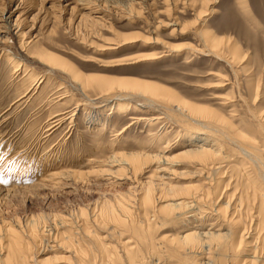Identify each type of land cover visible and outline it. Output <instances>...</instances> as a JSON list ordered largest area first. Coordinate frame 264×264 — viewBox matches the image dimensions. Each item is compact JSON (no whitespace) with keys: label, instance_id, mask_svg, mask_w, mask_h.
Returning a JSON list of instances; mask_svg holds the SVG:
<instances>
[{"label":"rangeland","instance_id":"374dc122","mask_svg":"<svg viewBox=\"0 0 264 264\" xmlns=\"http://www.w3.org/2000/svg\"><path fill=\"white\" fill-rule=\"evenodd\" d=\"M235 5H238L237 0H220L216 6L218 11L210 15L209 22L216 27L225 25ZM11 11H14V18L18 14L22 16L20 23L23 22L25 34H19V28L16 27L9 28L6 34L4 27L0 26V30L4 31L2 34L5 33L9 38L8 43L0 41V221L5 218L15 226L18 225L16 218L25 223L32 215L37 217L46 214L47 217L55 212L69 214L83 207L92 213V210H98L97 205L102 206L107 201L124 219L126 213H122L119 205L121 202L124 205L128 203L135 221L139 220L137 222L145 225L147 221L140 209V198L145 189L142 184H148L156 164L144 165L135 179L130 172L126 174V168L123 176H119V171L116 172L119 166L102 165L110 169L112 174L101 176L90 172L92 166L101 164V161L113 155L114 150L158 153L167 141H170L171 147L165 153L176 155L186 146L183 143L184 136L195 134L196 131L190 126L176 123L170 117L151 122L150 119L159 111L141 102H130L134 107L127 114L106 117L103 113L110 105L123 98L111 95L100 98L91 83L85 87L86 92L94 98V103L82 101V105L75 110L76 102L83 99L82 95L78 91H69L66 97L61 99V96L65 87L70 89L74 85L78 87V84L70 78L65 79L68 75L58 68L49 72L38 60L37 53L48 52L64 58L76 66L84 78L91 75L110 78L134 76L157 81L171 86L194 103L221 108L225 114H230L232 110H236V114H244L247 105H252L254 72L236 73L226 62L212 54H205L204 42L199 34V30L205 29V0H0V21L4 13ZM173 44L181 48L174 50ZM141 54L153 55L151 58H140ZM250 56L254 60L256 55L252 52ZM17 62L21 65L18 70ZM260 73L259 90L263 96L264 70ZM39 79L43 80L41 84L36 82ZM58 85L62 88L59 91ZM25 88L30 91L27 96L21 97ZM226 97L230 98V104L220 105L222 98ZM121 102L125 103L126 100ZM58 108L61 111H75V121L70 122L68 119L60 125L56 124L54 112ZM91 113L103 114L100 119L112 123V127L102 131L98 123L88 121ZM188 158H176L179 164L172 168L176 174H171L167 181L173 185L193 183L201 187L204 177L196 171H199L200 165L197 160ZM95 160H98L97 164ZM234 164L231 161L226 167L228 175L224 183L220 184L221 193L226 194L219 196L221 199H217L218 203L224 202L237 184L240 188L236 176L232 175ZM61 169L78 171L81 177L79 175L80 178L76 177L75 180L62 179L57 184L59 186L52 185L57 180L45 181L47 186L44 187L36 186L37 182H44L45 175ZM182 172L186 173L182 175ZM13 174L20 179L14 176L11 179ZM116 176L125 178L118 179ZM159 194L152 193L156 202ZM199 206L200 210L205 207V199L200 201ZM182 211L180 209L176 213L180 212L183 218L172 222L165 219L164 222V213L159 214L160 217L153 215L152 211L148 213L147 220L152 224L149 237L154 239L157 249L155 255L151 251L152 247L147 246L133 228L116 226L117 222L107 219L103 221L105 225L101 230L98 226L94 227L106 244H115L118 250H123L121 245L126 243L128 247L140 250L141 257L138 260L142 258L145 262L155 261L156 264H186L188 261L177 258L174 252L176 243L171 241V237L191 226L202 232L210 228L211 222L213 226L223 222L214 219L215 215L205 213V208L195 215ZM155 218L158 220L155 221ZM207 242L217 248L220 241L211 239ZM44 247L41 248L43 256L55 253L71 255V259L63 260V264L103 263L98 250L90 249L89 253L82 256L84 259L63 248ZM245 254L248 255L247 252ZM229 255L217 263L236 264V260ZM195 258L209 261L201 249Z\"/></svg>","mask_w":264,"mask_h":264},{"label":"bare ground","instance_id":"6f19581e","mask_svg":"<svg viewBox=\"0 0 264 264\" xmlns=\"http://www.w3.org/2000/svg\"><path fill=\"white\" fill-rule=\"evenodd\" d=\"M219 1L205 0V29L199 30V34L204 42L205 54H212L216 58L226 62L236 73L239 71L254 72L252 74L254 80L252 84L253 101L252 105H247V110L244 114H236V110L230 111V114H225L221 108L194 103L180 95L171 86L149 79L134 76L110 78L106 75H104L106 77H103V75H88V78H84L78 72L76 66L64 58L48 52L43 54L37 53L39 56V58L37 57L38 60L46 66L49 72L58 68L68 75V78L66 77L65 79L70 78L78 84V87L74 85V88L70 89L65 87L64 93H62L63 96H61L62 99L70 93L69 91H78L83 99L81 98L80 101L76 102L75 110L82 105V101L84 103L87 102V104L94 103V98L86 92L85 87L91 83L96 87L100 98L107 95L123 98L119 101L117 100V102L115 101V104L110 105V108L103 113L106 117L111 114H127L134 107L129 104L130 102L133 101L135 104L141 102L146 107L148 105L149 108L158 109V114L150 119L151 122L154 120L160 122L165 117H170L176 123L196 129L197 134L194 131L195 134L188 133L185 135L183 143L186 146L184 150L176 155L165 153L166 151H170L171 147L170 141H167L158 153H148L146 151L131 153L124 150H114V152L112 151L113 155L101 161V164L99 163L100 161L97 164L96 161L98 160H95L97 166H92L93 169L90 171L92 174L98 173L101 176L106 174L111 175V170L104 168L102 165L119 166L116 170V172L119 171L117 172L119 176H123V171H126V168V174L130 172L134 179L144 165L156 164L148 184L146 183V186L142 184V187L145 189L140 198V209L146 218V226L143 223L137 222L139 220L135 221L134 214H132V210L128 207L129 204L126 203L124 205L122 204L124 202L121 201L119 206L122 213H126L125 219L107 201L105 203L103 201L102 206L97 205L99 211L92 210V213H89L83 207L69 214L55 212L49 214L47 217L46 214H41L37 217L32 215L25 223L16 218V223H18V225L15 224L16 227L11 220L4 218L0 221V264H63V260L69 261L71 259V255L66 256L57 253L43 256L41 253H43L42 247L44 246V248H63L70 254H79L80 257L89 253L90 249L98 250L102 254L103 263L101 264H153L155 261L149 263L143 261L142 258L138 260L141 257L140 250H134L124 242H122L124 244L121 243L123 250H118L115 244H106L94 226H98V229L101 230V227L105 225L103 221L107 219L117 222L115 225L118 224L122 228H133L134 232H137V235L142 237L143 242H146L147 246L152 247L151 251L155 255L157 249L154 246V239L149 237L152 224L147 220V215L150 211L156 217H160L159 214L164 213L163 220L172 222L183 218L180 212L176 213L180 209L183 210L182 212L189 211L195 215L199 214L200 211L202 212L204 208L205 213H209L208 215L210 216L215 215L214 219H219L223 223L213 226L214 223L211 222L210 228L202 232L191 226L183 233H178L177 236L171 237V241L176 243L174 252L178 259L188 261L186 264H218L217 261L225 259L227 254H230L236 260V264H264V94L262 96L261 90H259L262 76L260 72L264 70V0H237L238 5L234 6L233 13L228 17V21L224 23L225 25L216 27L209 22V17L218 11L216 6ZM14 15V11L8 14L4 13L1 16L0 26L4 27L6 34H8L9 28L16 27L19 28V34L24 35L25 32L22 29L23 22L20 23L22 16L18 14L14 18ZM4 31L0 30V41L8 43V35L2 34ZM175 45L173 44L174 50L181 48L178 44ZM252 52L257 56H255L254 60H251L252 56L250 55ZM153 54H141L139 57L150 56L148 58H151ZM12 61L13 59L9 60L8 63ZM17 64L16 70L21 66L20 63L17 62ZM41 77L43 76L41 75ZM36 82L37 84L39 82L41 84L43 80L39 79ZM64 84L62 83V85ZM61 89V85H58V91ZM29 91L26 89L21 97L27 96ZM125 100L127 103L121 102ZM230 101L228 97L222 98L220 105L230 104ZM111 102H114V100ZM60 109L54 112V122L56 124L60 125L68 119H70V122L75 121L73 118L76 113L75 111L71 110L73 112H67ZM71 113L73 114L71 115ZM103 114L94 115L91 113L88 116V121L92 124L98 123L102 131L112 127V123L109 124L100 119V116L103 117ZM180 157H189L190 159L197 160L200 168L199 171H196L200 172L199 174L204 177L201 187L194 186L193 183L192 185H190L191 183L189 185L187 183L185 185H173L167 181L171 174H176V170L172 168L174 165L179 164ZM176 158H179L178 161H176ZM90 160L93 163V160ZM231 161L236 163L233 165L232 175L236 176L240 188L235 183L236 186L233 192L224 199V202L219 201L218 203L217 199H221L219 196L224 194L221 193L223 190L220 187L223 180H225L224 178L228 175L226 167ZM185 173L182 172V175ZM80 174L78 171L76 172L71 169L58 172L52 171V173L43 177L44 182H37L36 186L44 187L46 185L45 181L50 180H57L52 185L59 186L57 184L62 179L75 180L76 177L79 179L81 177ZM199 174L197 175L199 176ZM13 176L14 174L10 178ZM17 179L20 178L17 177ZM237 189L239 190L236 192ZM201 191L203 192L201 193L203 197L199 194ZM152 193H160L157 202L153 198ZM202 199H205V207L200 210L199 205ZM162 202L165 203L163 204ZM202 205L204 206V204ZM145 218L143 217V219ZM156 220L158 219L155 218ZM115 234L117 233H113V235ZM86 238L89 242H87ZM163 239L165 238L163 237ZM211 239L220 241L217 244V248L208 244L207 240ZM50 242H53L54 245H51L52 243ZM244 246L245 249H243ZM172 247H174V244ZM200 249L204 253L205 259L209 261L195 258L196 253ZM246 252L248 255L245 254ZM176 255L174 254V256ZM82 258L85 259V257Z\"/></svg>","mask_w":264,"mask_h":264}]
</instances>
